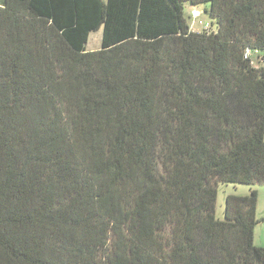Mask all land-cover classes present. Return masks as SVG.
I'll list each match as a JSON object with an SVG mask.
<instances>
[{
	"label": "trees",
	"instance_id": "obj_1",
	"mask_svg": "<svg viewBox=\"0 0 264 264\" xmlns=\"http://www.w3.org/2000/svg\"><path fill=\"white\" fill-rule=\"evenodd\" d=\"M219 183L264 185V0H0V264H264Z\"/></svg>",
	"mask_w": 264,
	"mask_h": 264
},
{
	"label": "rangeland",
	"instance_id": "obj_2",
	"mask_svg": "<svg viewBox=\"0 0 264 264\" xmlns=\"http://www.w3.org/2000/svg\"><path fill=\"white\" fill-rule=\"evenodd\" d=\"M189 7L188 3L184 6V14L185 17H189ZM198 9L203 11L205 8H209L208 3H203L197 6ZM202 20L209 21L210 17L207 13L202 14ZM190 20V19H189ZM101 28L92 31L89 34L86 49L88 51L98 50L101 46ZM250 189H255L257 192V203H256V218L258 219L257 224L254 228V243L257 246L264 247V185H248L242 183H219L216 187V199H215V207H214V215L217 219H223V211L225 206V198L227 195H239L244 196L249 194Z\"/></svg>",
	"mask_w": 264,
	"mask_h": 264
},
{
	"label": "built area",
	"instance_id": "obj_3",
	"mask_svg": "<svg viewBox=\"0 0 264 264\" xmlns=\"http://www.w3.org/2000/svg\"><path fill=\"white\" fill-rule=\"evenodd\" d=\"M203 11L199 10L198 8H191L190 9V16H191V21L189 24V29L192 32L196 31H207L211 30L212 26L209 21H204L202 20ZM252 51L250 49H245V56H250Z\"/></svg>",
	"mask_w": 264,
	"mask_h": 264
}]
</instances>
